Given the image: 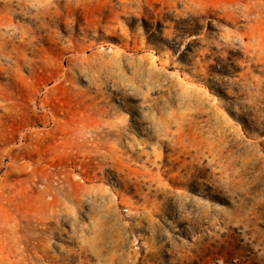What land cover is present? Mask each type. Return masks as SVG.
<instances>
[{
    "label": "rangeland",
    "instance_id": "obj_1",
    "mask_svg": "<svg viewBox=\"0 0 264 264\" xmlns=\"http://www.w3.org/2000/svg\"><path fill=\"white\" fill-rule=\"evenodd\" d=\"M0 264H264V0H0Z\"/></svg>",
    "mask_w": 264,
    "mask_h": 264
}]
</instances>
